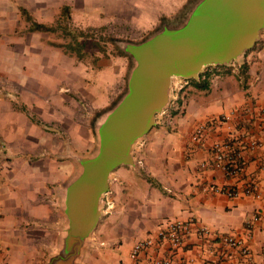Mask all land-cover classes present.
<instances>
[{"label": "crops", "instance_id": "crops-1", "mask_svg": "<svg viewBox=\"0 0 264 264\" xmlns=\"http://www.w3.org/2000/svg\"><path fill=\"white\" fill-rule=\"evenodd\" d=\"M85 3L0 0V264H47L58 252L66 226L61 189L78 166L70 155L87 154L95 145L89 147V121H78L76 111L83 109L82 98L96 100L85 78L89 73L104 76L106 64L97 59L87 65V60L75 59L46 43L45 32L35 28L37 23L50 26L64 7L79 10ZM115 4L103 0L108 12L103 27H119ZM259 40L264 43V35ZM118 57L113 85L122 72ZM243 61L247 68L242 71ZM213 67L209 88H195L187 80L178 94L181 102L174 100L169 115L160 117L134 146L136 165L113 170L101 200V217L75 264H137L130 257L137 239L156 231L166 219L190 216L194 224L184 246L162 245L155 253L181 260L196 256L199 264H264V133L251 114L238 117L263 144L255 151H244L245 171L236 179H228L208 162L211 142L225 136L224 126L210 131L203 145L191 142L199 123L234 108L264 107V45L245 53L240 62ZM52 76L55 81L49 79ZM58 124L62 129L52 126ZM62 133L67 134L64 139L59 138ZM251 179L258 184L260 198L230 199L210 189L241 190ZM200 227L207 228L208 238L199 236ZM222 234L244 237L251 257L222 248L218 242Z\"/></svg>", "mask_w": 264, "mask_h": 264}, {"label": "water", "instance_id": "water-1", "mask_svg": "<svg viewBox=\"0 0 264 264\" xmlns=\"http://www.w3.org/2000/svg\"><path fill=\"white\" fill-rule=\"evenodd\" d=\"M264 30V0H193L180 23L143 39L116 40L131 61L125 91L92 119L94 148L70 155L77 171L61 189L66 226L47 264H75L101 217L111 173L135 166L134 146L173 102V80H199L208 67L243 60Z\"/></svg>", "mask_w": 264, "mask_h": 264}, {"label": "rangeland", "instance_id": "rangeland-1", "mask_svg": "<svg viewBox=\"0 0 264 264\" xmlns=\"http://www.w3.org/2000/svg\"><path fill=\"white\" fill-rule=\"evenodd\" d=\"M113 1L116 3L115 6L117 10V15L114 18L119 21L117 22L119 27L116 29L103 27V24H107L105 20L108 21V17L105 14L108 12L103 5V0H85L86 5L83 9H67L69 13H72L73 19L76 23L71 22L70 19H65V15L60 14L59 17L50 24L52 30L44 31L45 33L43 32L44 35H47V37L44 36V41L46 43L48 42L50 45L54 44V46L59 45L56 47L63 51L67 50L66 53L70 54L75 59L87 60V65H92L88 64V62H96L97 59H100L101 62L105 63L107 66L103 69V72L105 73L104 76L98 73H89V78H85L90 80V87H88L87 90L92 97H94L96 93V100L94 99L92 101V98H89V100L82 98L81 104L83 109L77 110L78 112L76 111L78 121H84L86 124H88L89 121V128L91 130L89 131V147H92L95 142L92 131L91 116L93 115L95 109H93L92 106L95 105L101 108L107 107L112 104L126 89L127 74L131 61L128 56L121 52L116 46V40H129L136 42L148 36L156 30L157 27L162 26L163 24H174L179 21L181 23L184 20L189 5L193 0ZM109 20L112 21L111 25L114 24L112 16ZM79 23L87 26H82ZM261 34L264 35V30ZM68 43H72L78 50L68 49L66 46ZM79 53H82L81 58L78 57ZM117 56H119L118 58H121L123 61L122 72L120 80L118 78V80H116V85H113V72L118 71L117 62L114 60L115 58L117 59ZM38 68L39 65H37V78H40L42 70L40 71ZM92 69H95V66L92 67ZM49 79L55 81V77L53 76L49 77ZM178 80H173L172 82L173 96L175 97L173 102L174 100H177L180 92V90L178 91L174 89V84ZM186 85L187 83L184 86ZM173 105L171 106L174 107ZM171 106L163 114L157 115V122L160 117L166 118L164 115H169L172 110ZM97 112L98 111H95V114ZM52 126L56 130H60L63 127L59 124ZM60 135L61 137L59 138L64 139L67 134L62 133Z\"/></svg>", "mask_w": 264, "mask_h": 264}, {"label": "built area", "instance_id": "built-area-1", "mask_svg": "<svg viewBox=\"0 0 264 264\" xmlns=\"http://www.w3.org/2000/svg\"><path fill=\"white\" fill-rule=\"evenodd\" d=\"M186 83L187 80L180 79L174 84V89L179 91ZM243 114H251V119L254 120L258 130L264 133V107L256 105L240 109L234 108L226 113H222L218 117L199 123L194 127L191 134V142L193 144L203 145L210 131L224 126L225 136L216 138L211 142L208 162L214 168L220 170L228 179H236L244 174L246 167L243 157L244 151H255L263 144L261 139L250 135L244 126L238 122V117ZM205 165L206 163H202L201 166L204 167ZM210 189L214 193L223 194L230 199L241 196L261 197L258 184L253 179L245 182L241 190L229 186H211ZM193 224L194 218L192 216L186 219L174 218L164 220L156 231L134 242L130 251V257L135 259L137 264H199L198 257L196 256L181 260L170 255H160L154 252L156 248L162 245H168L170 249L182 248L192 231ZM248 224H251V221ZM198 234L205 238H208L210 235L206 227L198 228ZM246 241L242 236L231 234H222L218 238L219 245L222 248L236 250L245 259H249L251 251ZM1 254L2 247L0 246V256Z\"/></svg>", "mask_w": 264, "mask_h": 264}, {"label": "trees", "instance_id": "trees-1", "mask_svg": "<svg viewBox=\"0 0 264 264\" xmlns=\"http://www.w3.org/2000/svg\"><path fill=\"white\" fill-rule=\"evenodd\" d=\"M61 15H65V19H70V15H69V12L67 10L66 7H64L61 11ZM35 28H37L38 31H49V30H52V28L50 26H47V25H44V24H41V23H37L35 25ZM54 45V44H53ZM264 45L263 41L259 40L255 43V45L246 52V54H248V52H250L251 50L253 49H256V48H261L262 46ZM56 46H59V45H56ZM68 47V49H73V50H78L77 47H74L72 43H68L66 45ZM65 52H67V50H64ZM121 54V53H120ZM78 57H82V53L78 55ZM246 61H243L241 64H240V67L242 68V71L243 69H246ZM220 68H231V67H225V66H222ZM212 70H215V67H209L207 69H205L202 73H200V78L199 80H195V79H190L188 80V84H191L192 86H194L195 88H198V89H208L209 88V77L212 73ZM183 91V88L180 90L179 93H181ZM180 96H178L177 100L178 102L180 103L181 102V99H180Z\"/></svg>", "mask_w": 264, "mask_h": 264}]
</instances>
